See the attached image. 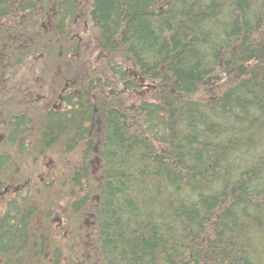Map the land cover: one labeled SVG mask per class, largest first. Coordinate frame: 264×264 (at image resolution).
Here are the masks:
<instances>
[{
	"label": "trees",
	"instance_id": "trees-1",
	"mask_svg": "<svg viewBox=\"0 0 264 264\" xmlns=\"http://www.w3.org/2000/svg\"><path fill=\"white\" fill-rule=\"evenodd\" d=\"M85 26L100 53L81 71ZM32 58L58 105L41 141L81 153L54 229L71 264H264V0H0L11 102L48 88L13 82ZM5 120L0 264H62L28 188L7 182L35 120Z\"/></svg>",
	"mask_w": 264,
	"mask_h": 264
},
{
	"label": "rangeland",
	"instance_id": "rangeland-1",
	"mask_svg": "<svg viewBox=\"0 0 264 264\" xmlns=\"http://www.w3.org/2000/svg\"><path fill=\"white\" fill-rule=\"evenodd\" d=\"M72 39L76 42L78 48V51L72 53L73 59L76 63L83 64L81 71H86L84 60L85 62L94 61L100 53L97 49V38L94 31L92 28L85 26L83 31L73 34ZM68 50L70 48L67 47L62 50L64 51L63 55L65 58H67L66 53L70 54ZM60 58L61 55H58V61ZM28 61L31 63H28L27 66L19 67L16 74L12 75V80L13 82H20L22 85H26L30 81V78L46 82L48 88H45L41 84H34L33 92L36 100H29L27 96H24L21 101L17 99V103L11 102L9 98L13 94V90L7 82L9 81V77L2 72L0 76L2 80L0 81V89H3L2 91L0 90V112H5V114L0 113V120L1 122L3 121L2 123L0 122V131L1 129L3 130V126L7 121L5 120V115L9 114L12 108L30 113L35 120L34 125L32 124L33 126L31 127L30 136L21 144L25 146V149L19 150L21 145H15L9 148L10 160L8 163L10 164V177L7 179V182H11L13 187L17 189H19L18 186L20 184L28 188V193L32 198L31 202L39 206L38 229L47 232L51 236L50 247L60 246L61 249L63 248L64 261H62V264H71L70 261L73 254L64 245L65 235H60L59 231H55L54 229H56L55 226L58 227L57 222L60 219L63 220V215L67 212L68 206L72 202L73 196L71 192L74 186H72L71 181L73 180V173L80 167L81 153L75 148L67 151L64 139L60 140L52 148H47L41 141L42 131L40 124L44 120L47 112L55 109L58 105L57 100L51 95L50 87L52 82L43 79V74L46 72L45 65L39 63L35 58L28 59ZM0 70H6V68L4 67ZM7 73L9 76L11 72L8 70ZM51 78L57 79L56 74L51 76ZM9 93L10 95H8ZM6 106L9 107L6 108ZM2 133L1 131L0 135ZM15 168L23 177H17V174L14 172ZM80 193L82 192L78 191V194ZM52 219L53 221L51 222ZM43 222L45 225L41 226ZM53 223L54 225H52Z\"/></svg>",
	"mask_w": 264,
	"mask_h": 264
},
{
	"label": "flooded vegetation",
	"instance_id": "flooded-vegetation-1",
	"mask_svg": "<svg viewBox=\"0 0 264 264\" xmlns=\"http://www.w3.org/2000/svg\"><path fill=\"white\" fill-rule=\"evenodd\" d=\"M8 123V122H7ZM5 129V128H4ZM7 130H9V129H7ZM0 133H1V131H0ZM7 140V135H6V132H5V134L4 133H2V135H0V145L3 143V142H5Z\"/></svg>",
	"mask_w": 264,
	"mask_h": 264
},
{
	"label": "bare ground",
	"instance_id": "bare-ground-1",
	"mask_svg": "<svg viewBox=\"0 0 264 264\" xmlns=\"http://www.w3.org/2000/svg\"><path fill=\"white\" fill-rule=\"evenodd\" d=\"M248 149V148H247ZM245 150V149H244ZM253 154V153H252Z\"/></svg>",
	"mask_w": 264,
	"mask_h": 264
}]
</instances>
